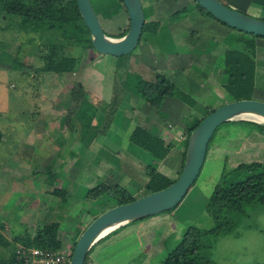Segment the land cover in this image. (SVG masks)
<instances>
[{"label":"rangeland","instance_id":"1","mask_svg":"<svg viewBox=\"0 0 264 264\" xmlns=\"http://www.w3.org/2000/svg\"><path fill=\"white\" fill-rule=\"evenodd\" d=\"M220 1L233 8L229 1ZM90 3L105 32L118 34L128 26V16L119 0H90ZM253 8L247 14L264 20L263 12H260L262 15H256ZM172 10L169 8L167 17L168 20L171 18V25L175 23V18L183 13L172 15ZM168 27H163V30L168 31ZM32 36L20 32L15 22L10 21L7 24V21L0 17V205H4L3 208L0 206V219L5 226V231L2 233L7 238L20 235L25 229L33 234L43 223L56 220V216L60 215L63 219L60 221L58 235L63 244L62 248L71 251L84 228L102 211L112 207L113 202L110 203L109 199L102 197L99 202L82 198L87 189L95 186L96 177L103 176L99 168L102 165L97 166V163L107 162L112 148L108 144L97 148L96 145L87 146L84 143L87 136L96 134L95 128L91 129V127L86 132L80 129L76 133H69L73 129V124L70 123V120L73 122V113L68 118L64 119V117L69 109V103L71 100L74 102L80 92L75 89L73 97L70 88L74 81L82 84L84 89L88 88L89 91L101 88L100 82H104V78L110 76L108 65L118 59L123 61V64H127L126 59L133 55L139 44L126 56L119 57L103 55L93 49L68 47V52L72 56L81 57L78 70L73 73L46 75L42 84L35 81L31 76L33 73L27 67H22L28 70L24 71L14 66V60L18 56L21 57L22 60L19 61L24 65L33 63V54L29 47ZM141 38L143 39V35ZM23 45L25 57L23 53L19 55ZM91 56L99 63L91 61ZM103 59L105 61L102 64L106 63V66L101 69L105 74L99 71ZM57 75L65 77V81ZM127 80L132 82L130 78ZM194 86L190 84L184 86L185 89H180V94L184 93L199 102V108L208 107L214 110L234 101L225 86L218 83L210 89L201 87V90H198L200 96L197 97L194 91L189 92ZM258 94L264 96V92ZM86 95L89 96L90 92ZM251 97L264 101V97L258 95ZM185 105L190 107L188 102H185ZM197 111L202 114L199 109ZM260 124L264 125V122ZM217 128L209 147L211 143L219 142L222 145L219 152L221 151V155L223 153V157L213 156L208 147L203 167L183 200L172 208V211L170 209L131 221L132 224L128 228L131 234L109 249L101 250L98 247L92 249L86 257L89 263L93 261V264H100L107 255V258L109 256L120 264H159L180 242L187 227L197 225L209 228L213 225V221L204 209L223 170L233 169L241 163L254 161L264 163L263 131L243 123H222ZM99 140L101 139H97ZM82 145L92 153L96 154L97 151L95 160L86 163L84 157L80 159L79 149L81 151ZM78 158L79 167L83 166L80 167L84 173L83 177L78 180H68L73 173L71 170L68 171L67 167L73 169ZM114 177L116 180L119 179V174ZM131 181H142V179L133 178ZM54 190L59 194L64 192L61 194L63 197L50 194ZM145 194V191L131 193L133 198ZM4 201L6 204L2 203ZM76 234L77 238H75ZM110 252L111 254L108 255ZM134 255L136 257L130 258ZM211 264H264L263 206L248 209L239 223L217 238L211 253Z\"/></svg>","mask_w":264,"mask_h":264},{"label":"trees","instance_id":"2","mask_svg":"<svg viewBox=\"0 0 264 264\" xmlns=\"http://www.w3.org/2000/svg\"><path fill=\"white\" fill-rule=\"evenodd\" d=\"M119 1L123 5L122 1ZM194 4L201 13L212 17L199 4L196 2ZM124 11L127 14L125 7ZM183 15L184 13L179 16L176 15V18L179 19ZM0 17L3 20L5 19L7 24L10 21L15 22L20 32L33 35V39L31 38L29 41V47H31L34 59L33 63L24 65L19 61V59L22 60L21 57L17 55L18 57L14 60V66L18 70L22 69V67H27L33 73L34 77L31 76L36 82H38L37 79L43 72L65 74L78 70L81 57L76 58L72 56L68 52V47L94 50L90 32L84 25L79 13L77 0H0ZM158 27L157 22L145 21L142 34L146 32L155 33ZM127 29L128 26L118 34L107 33L105 31L104 33L107 36L117 38L122 37L127 32ZM250 36L258 37L254 35ZM21 48L19 55L25 50L24 45ZM254 53L255 44L252 41H249L247 44L245 43L243 51L230 48L225 52L224 65L228 76L225 88L233 96L234 101L252 98L255 73ZM23 56L25 57L24 53ZM128 78L132 82L126 80L124 85L128 88L130 87L134 95L153 107H161L165 98L172 97L175 94V85L163 75L158 74L153 82L144 80L134 73H130ZM113 81L114 85L111 89L109 102L107 103V110L100 124V129L103 133L110 127L122 98L119 83L116 79ZM75 89L80 91L79 95L74 99V102L71 100L66 113V118L70 117L69 115L73 113V122L69 119L70 123L73 124V129L69 133H76L80 129L86 132L91 127L94 115L98 110V105L102 104L101 102L96 106L90 103L89 96L86 95L84 87L78 82H74L71 88L73 97ZM76 93L78 94V91ZM178 94L184 102L189 103L192 111L199 109L202 113L199 114L198 118L192 117L193 123L189 128L183 153L185 159L187 142L191 131L213 110L208 107L199 108V104L196 101L184 94ZM71 104H73L72 109H70ZM225 123L248 124L264 132V125L253 121L239 120L227 121ZM217 129L211 137L210 142L214 138ZM73 137L75 138V136ZM130 137L135 144L156 159H163L170 149L168 143L150 135L140 127H136ZM66 159L68 160V158ZM145 170L150 177L146 185L148 193L159 191L174 181L169 180L150 166H146ZM63 193L59 194L54 190L50 194L63 197L61 196ZM103 196H106L110 203L113 202V206L135 199L125 188L119 185L111 186L106 183H100L89 189L85 194L87 201H98ZM61 200L65 201L63 198ZM258 206L264 207V163L254 161L251 163H241L230 170L225 168L204 209L207 216L213 221V225L209 228L197 225L187 227L180 242L159 264H211V253L215 247L217 238L221 234L230 231L234 225L239 223L248 209ZM62 219L63 216L58 215L56 216V220L44 223L40 228L35 229L33 234L25 229L20 235L11 238H7L2 233L5 231V226L0 219V264H20L17 250L21 249V247L61 249L63 244L58 233ZM77 237L78 235L76 234L75 238ZM103 238L96 244L101 242ZM75 243L76 241L74 245ZM96 244L91 247L89 252L96 247ZM87 263L89 262L85 259L84 264Z\"/></svg>","mask_w":264,"mask_h":264},{"label":"crops","instance_id":"3","mask_svg":"<svg viewBox=\"0 0 264 264\" xmlns=\"http://www.w3.org/2000/svg\"><path fill=\"white\" fill-rule=\"evenodd\" d=\"M227 1L234 9H239L246 14L252 7L256 11V15H262L260 12L264 14V0ZM255 2L256 4H254ZM141 3L145 21L158 23L157 32L142 34L143 39L140 38L138 49L132 53L133 55L129 59H126L127 64H123V61H118V59L115 63L108 65L107 69L110 76L107 79L104 78V82H100L101 88L98 87L90 91L88 88L84 89L86 93L90 92L89 100L93 105L97 106L102 102V104L98 105V110L92 120V128L90 127L91 129L95 128L96 134H92L90 137L87 136V140H84V143L87 146L96 145L97 148L108 144L112 148L111 155L109 157L107 155V162L97 163V166L102 165L99 168L103 176L96 177L97 182L99 179L102 181L98 183L94 181L95 186L100 183H106L111 186L119 185L130 194H135L137 191L148 193L146 185L150 177L146 173V166L152 167L153 170L161 173L169 180L177 178L184 163L183 153L187 134L193 123L192 117L198 118L200 116L198 112L190 111L191 108L185 105L184 100L181 99L178 93H180V89L184 90V86L189 84L191 86L195 85L189 92L194 91L196 97L200 94L198 90H201V87L210 89L212 86L215 87L217 83L225 86L228 76L225 72L224 61L225 52L228 49L243 51L245 43L254 42L255 86L253 96L264 97L263 94H258L264 92V37L244 35L245 33L243 34L213 17L204 15L198 10L193 0L192 2L189 0H141ZM169 8L173 9V14L170 12L172 15L178 12L179 14L184 13L181 18H176L175 23H172V25L170 24L171 18L169 20L167 18L169 16ZM163 27H168L169 30H163ZM90 58L94 63H99L95 62L92 56ZM104 61L105 59L101 61L99 71L105 74V71L102 70V67L106 66V63L102 64ZM130 73L137 74L142 79L151 82L155 81L158 74L163 75L175 85V94L172 97L165 98L161 107H153L134 95L130 87L128 88L124 85ZM49 74L53 73L48 72L47 74L43 72L39 75L38 82L44 84V76ZM58 77L62 81L65 79V77ZM114 79L120 85L121 103L110 127L103 133L100 129V124L107 110ZM185 96L189 97L188 95ZM57 97L59 98L58 95ZM207 99L209 100V98ZM136 127L142 128L150 135L170 145V149L163 159L154 158L131 140V133ZM97 139L101 140L97 141ZM220 147L222 145L219 142L211 143L209 151L213 156L218 155L217 157L220 156L222 158L223 153L221 155V151L219 152ZM79 157L80 159L84 157L83 159L88 163L95 160L97 151L96 154L92 153L82 145L81 151L79 149ZM79 161V158L75 161L73 169L72 167L71 169L67 167V170H71L73 173L68 177V180H78V178L83 177L84 173L80 168L83 166L79 167ZM63 163L65 162L63 161ZM118 174L119 179L116 180L114 176H118ZM133 178H141L142 181H131ZM123 179L128 181H122ZM86 192L83 193V199H86ZM102 199L108 200L106 196H103ZM96 202H99V200ZM2 203H5V201ZM0 206L4 207V205ZM131 224V222H128L108 233L101 242L96 244V248H101V250L109 249L122 242L131 234V231L128 230ZM110 254L111 252L108 255ZM132 257H136V255L130 256V258ZM104 258L102 263L99 262L100 264H120L109 256L107 258V255ZM90 262V264H93V261Z\"/></svg>","mask_w":264,"mask_h":264},{"label":"water","instance_id":"4","mask_svg":"<svg viewBox=\"0 0 264 264\" xmlns=\"http://www.w3.org/2000/svg\"><path fill=\"white\" fill-rule=\"evenodd\" d=\"M128 16V29L122 37L104 33L90 0H77V7L84 25L90 32L94 50L115 57L132 52L139 43L145 23L141 0H121ZM213 18L242 33L264 37V20L230 8L220 0H193ZM252 114L264 118V101L240 99L225 103L208 115L191 131L183 167L177 178L167 187L149 192L132 201L118 204L102 211L78 237L68 264H84L91 247L101 238L128 222L165 212L177 206L195 183L216 128L227 121L249 120L242 115ZM112 226L110 229H108ZM108 229V230H107ZM106 230V231H104Z\"/></svg>","mask_w":264,"mask_h":264},{"label":"built area","instance_id":"5","mask_svg":"<svg viewBox=\"0 0 264 264\" xmlns=\"http://www.w3.org/2000/svg\"><path fill=\"white\" fill-rule=\"evenodd\" d=\"M68 248L57 250L21 247L17 250L20 264H68L71 257ZM90 264V263H87Z\"/></svg>","mask_w":264,"mask_h":264},{"label":"bare ground","instance_id":"6","mask_svg":"<svg viewBox=\"0 0 264 264\" xmlns=\"http://www.w3.org/2000/svg\"><path fill=\"white\" fill-rule=\"evenodd\" d=\"M242 118H245V119H253V120H256L258 122H264V118L263 117H260V116H256V115H252V114H246V115H242L241 116ZM112 226H110L108 229H110ZM107 229V230H108ZM106 231V230H104Z\"/></svg>","mask_w":264,"mask_h":264},{"label":"clouds","instance_id":"7","mask_svg":"<svg viewBox=\"0 0 264 264\" xmlns=\"http://www.w3.org/2000/svg\"><path fill=\"white\" fill-rule=\"evenodd\" d=\"M74 247V246H73ZM72 251H73V249H71ZM71 254H72V252H71ZM71 258V257H70Z\"/></svg>","mask_w":264,"mask_h":264}]
</instances>
